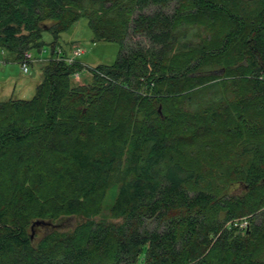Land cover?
Instances as JSON below:
<instances>
[{
    "label": "trees",
    "instance_id": "obj_1",
    "mask_svg": "<svg viewBox=\"0 0 264 264\" xmlns=\"http://www.w3.org/2000/svg\"><path fill=\"white\" fill-rule=\"evenodd\" d=\"M81 18L119 47L83 86L55 48ZM44 32L35 94L0 101V264H264V0H0V52Z\"/></svg>",
    "mask_w": 264,
    "mask_h": 264
},
{
    "label": "rangeland",
    "instance_id": "obj_2",
    "mask_svg": "<svg viewBox=\"0 0 264 264\" xmlns=\"http://www.w3.org/2000/svg\"><path fill=\"white\" fill-rule=\"evenodd\" d=\"M173 7H174V2L170 6V9L168 11L169 13H171ZM152 11L153 9H150V10L148 9L144 11V13L149 14L150 12L152 13ZM192 40L197 42L198 39L192 38ZM42 43L44 45L40 51H36V50L30 51L32 58H34L35 61L32 64V66L30 65L28 67L29 73L22 72L19 63L18 64L14 62L3 63L2 61L4 57L0 56V77H1L0 79V101H6L11 98L28 100L32 98V96L35 94L36 86L41 80V69L48 61L51 60L52 50H51L50 44L53 43V38L50 33L44 32L42 34ZM135 43H138L139 46L145 47V48L149 45L148 42L141 37H131L130 41L128 40L125 41L123 53L125 54L126 52L130 51L128 50V47L126 48V46H134ZM55 48H56V51H58L59 49L62 50L61 53L64 55V57L65 55H67L68 58L72 56V50L74 48H81L83 50L82 54L75 59L76 62L80 63L79 77H76V78L74 77L72 81L73 85H81V86L91 83L93 79L92 77L93 74H90L89 72H91L93 68H95L96 66H100V65L101 66H111L112 64H114L118 56V53H119L118 44L113 43V42L95 40L91 30L88 27L87 20L84 18H81L79 21L73 24L69 29L59 34ZM121 79L122 78H120L117 81L120 82ZM210 80L211 79H208L205 77L202 80V82L208 83ZM25 81L28 82V85L27 83L26 84L22 83ZM8 82L10 83V86ZM16 83H18L17 88L15 87ZM30 83H35V84H33L32 89L28 90L29 88H31V85H29ZM139 93L143 94L144 96L146 94V91L143 88L141 89ZM234 99H235V96L230 91L224 94H222V92L220 91L217 96L213 97V100H217V101L220 100V101H223L224 103H227V102L229 103L231 101H234ZM240 106L243 107V103L236 105V107H233V105L231 104L226 105L221 110L222 115H220L219 120L220 121L223 120L221 118L222 116H224L227 121L232 122L233 124L242 123L244 121V116H245L244 113L246 112L242 111V109H240L241 108ZM191 108L192 107L191 106L189 107L187 104L182 106L183 110L184 109L188 110ZM242 191L243 190L240 187L239 189L235 190L233 194L238 195V194H241ZM112 197L113 195L109 193L103 214L101 216L95 217L94 219L112 221L107 216V211H106V206L108 208V206L110 205V202H109L110 198ZM251 216L252 215H248L243 218L235 219L234 221H231V223L234 224L236 222L239 224L243 221L249 222V219L251 218ZM76 221H77V218L71 217L67 220L59 222L58 225L60 229H72L75 226ZM228 226H231V225H228ZM231 227L234 228L235 226H231ZM247 227L245 229H247ZM245 229H242L238 226L237 230L240 232V231H244ZM44 230L45 228L38 229L36 231L37 233L36 238L41 237Z\"/></svg>",
    "mask_w": 264,
    "mask_h": 264
},
{
    "label": "built area",
    "instance_id": "obj_3",
    "mask_svg": "<svg viewBox=\"0 0 264 264\" xmlns=\"http://www.w3.org/2000/svg\"><path fill=\"white\" fill-rule=\"evenodd\" d=\"M82 51L83 50L81 48H74L72 50V56L70 58H68V57L61 58V56H60L61 54H59L60 50H58V52H56V54L59 55V57L56 58V60L57 61H59V60L60 61H65V62H67L69 64H72L74 62V60L82 54ZM34 61L35 60H34V58H32V55L30 53H25L23 60H21V62H20V67H21L22 72H28L29 64L31 62H34ZM74 77L75 78L79 77V72H76L74 74ZM234 226H239L240 228L245 229L248 226V222L247 221H243V222H241L239 224L238 223H234Z\"/></svg>",
    "mask_w": 264,
    "mask_h": 264
},
{
    "label": "crops",
    "instance_id": "obj_4",
    "mask_svg": "<svg viewBox=\"0 0 264 264\" xmlns=\"http://www.w3.org/2000/svg\"><path fill=\"white\" fill-rule=\"evenodd\" d=\"M0 56H2V57H4L3 58V63H6V62H14V63H17L18 64V62H17V60H15V58H14V56H12V55H8V53L7 52H0ZM6 57H7V59H6ZM2 69H3V67H2ZM28 73H29V71H28ZM27 74V73H26ZM39 74H40V72H39ZM0 79H1V77H0ZM22 83H27V85H28V82H22ZM8 84H9V86H10V83L8 82ZM33 84H35V83H30L29 85H31V88H29L28 90H30V89H32L33 88ZM37 84V83H36ZM17 85H18V83H16V85H15V87L17 88ZM34 86H36V85H34ZM21 88V87H20ZM21 98V97H20Z\"/></svg>",
    "mask_w": 264,
    "mask_h": 264
},
{
    "label": "water",
    "instance_id": "obj_5",
    "mask_svg": "<svg viewBox=\"0 0 264 264\" xmlns=\"http://www.w3.org/2000/svg\"><path fill=\"white\" fill-rule=\"evenodd\" d=\"M35 224H39V223H38V222H35ZM35 224H34V225H35Z\"/></svg>",
    "mask_w": 264,
    "mask_h": 264
}]
</instances>
